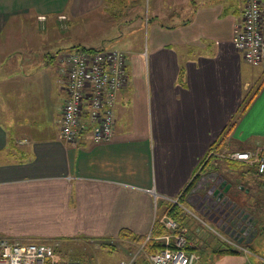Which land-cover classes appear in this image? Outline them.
<instances>
[{"label":"crops","instance_id":"1","mask_svg":"<svg viewBox=\"0 0 264 264\" xmlns=\"http://www.w3.org/2000/svg\"><path fill=\"white\" fill-rule=\"evenodd\" d=\"M243 7L244 0L165 7L155 0H0V236L51 242L59 260L78 264L85 246L143 245L167 214V198L179 196L248 250L216 251L222 240L185 215L179 227L186 249L201 255L198 264H264V180L245 162L207 157L210 147L244 150L264 141V82L239 112L264 65L232 45ZM99 25L142 45L123 49L128 81L116 97L112 138L94 142L84 129L66 142L58 138L67 97L59 57L103 48L83 43L85 30ZM218 195L222 204L212 207ZM132 259L143 264L138 252L119 261Z\"/></svg>","mask_w":264,"mask_h":264},{"label":"built area","instance_id":"2","mask_svg":"<svg viewBox=\"0 0 264 264\" xmlns=\"http://www.w3.org/2000/svg\"><path fill=\"white\" fill-rule=\"evenodd\" d=\"M65 19L64 14L59 15ZM39 18L44 19L41 15ZM233 47L251 64L264 62V0H244L241 19L234 28L231 39ZM65 74V99L58 138L75 143L84 129H89L94 142L112 138L115 123V103L118 91L128 81L127 56L121 49H83L66 51L59 57ZM214 151H209L213 153ZM228 160L251 165L256 175L264 180V141L257 147L244 150H229L218 153ZM170 205H178L185 215L200 219L180 197L167 198ZM201 220V219H200ZM159 223L165 232L159 238L163 248L150 253L151 264H197L200 255L186 249L187 238L179 223L168 214ZM210 229L213 227L205 223ZM216 231V232H215ZM228 245L247 252L241 242L214 230ZM151 234L148 235L150 238ZM147 238V239H148ZM121 260L117 264H133ZM0 264H72L56 256L50 243L15 242L0 236Z\"/></svg>","mask_w":264,"mask_h":264},{"label":"rangeland","instance_id":"3","mask_svg":"<svg viewBox=\"0 0 264 264\" xmlns=\"http://www.w3.org/2000/svg\"><path fill=\"white\" fill-rule=\"evenodd\" d=\"M157 4H159V7H165L166 4L168 3H172L173 0H155ZM209 1V0H207ZM210 1H216V0H210ZM219 1H224V0H219ZM148 7V6H147ZM147 7L145 6L144 8V15L147 14ZM135 40V43H133V41ZM83 43L85 46H92V47H103L105 49H124V48H129V45H134L135 47H139L140 45H142V41H139V39L137 37L132 38L129 36H114V32L112 29H106L104 28L103 25H99L98 27L94 28V29H90V30H85L84 32V40ZM129 43H133V44H129ZM72 48V47H71ZM75 49V48H74ZM72 49V50H74ZM258 69V73L256 74V78L253 80L252 82V87H251V92L250 95L256 90V88L258 87L259 84H262L264 82V65L263 66H259L257 67ZM213 150V149H212ZM211 151V149H210ZM214 151V150H213ZM229 151L228 148L226 149H222V150H216L213 153H210L209 155H207L208 158H210L211 156H217L216 158L218 159H222V160H228L224 157H221L220 155H218V153H223ZM255 169V168H254ZM193 212L201 219H198L194 216L192 217L193 221H196L197 223H199L200 225H202L205 229L211 231L212 233H214V235L217 236V238L220 239V236L214 232V230H216L215 228L210 229L205 223L210 224L208 222V220L204 219L203 217H201L197 212H195L193 210ZM218 231V230H217ZM201 234H203V236H206L207 239L212 240V236L213 234H210L208 231L206 232L204 230L200 231ZM200 234V233H199ZM209 235V236H208ZM212 235V236H211ZM211 236V237H210ZM214 238V237H213ZM212 242V241H210ZM51 243V242H50ZM53 244V243H52ZM116 246L113 248H108V247H104L102 250H97V251H92L90 249H94L93 245L90 246H85V250L89 252H87V254L81 255V253H79V255H77V260H74V262H79L80 264H114L116 262H118L120 259H127L129 256H131L133 253L138 252V259H142V263L143 264H151L149 261V255L150 253H147V251H145L143 249V245L140 243L136 242H132V243H128L125 242L124 243H120V242H116L115 244ZM74 246V245H73ZM83 245L80 244H75V248H82ZM58 254L61 252L58 251ZM59 254V255H60ZM66 255V253H64ZM63 256V255H61ZM90 256L92 257V259L94 258V260H92L90 258ZM201 258V255H200ZM200 260V259H199ZM137 261V260H136ZM199 262V261H198ZM78 263V264H79ZM198 264V263H197Z\"/></svg>","mask_w":264,"mask_h":264},{"label":"trees","instance_id":"4","mask_svg":"<svg viewBox=\"0 0 264 264\" xmlns=\"http://www.w3.org/2000/svg\"><path fill=\"white\" fill-rule=\"evenodd\" d=\"M82 48L83 49H91V48H85V47H82ZM260 85L261 84L258 85L257 89H259ZM251 97H252V94L250 95V93L248 95H246V97L244 99V102H243V105H242V107H240L239 112H242L245 109V107L247 106V104L250 101ZM236 119H237V115H235L232 118H230V122H229L228 126L226 127V129L222 133L223 138L230 132V130L232 129V127L234 126V124L236 122ZM210 149L212 150L213 147H210ZM204 159H206V157ZM204 162H205V160H203L201 162L200 167L203 166ZM196 178H197V176H194L192 178L190 184L188 185V188H190L194 184V182L196 181ZM167 214L170 215L171 217H173L174 219H176L179 222L184 221L186 219L185 214L183 213V211L181 210V208L178 205H169V207L167 209ZM165 231L166 230H165V227L163 226V224H161L159 222L155 223L153 231H152V235H153L152 238L148 239V240H145L144 243H143L144 244L143 245L144 246V250L147 251V253H153V252L159 251L160 249L163 248V246H164L163 242L158 240V239H155V237L160 235L161 233H164ZM125 232H123V234L126 236L127 232L126 233ZM136 238H138L139 240H142V238H140L138 236H136ZM103 245H106V244H103ZM216 251L223 252V253L237 252L236 249L230 247V245H228L224 241H221L219 243V245L216 248Z\"/></svg>","mask_w":264,"mask_h":264},{"label":"water","instance_id":"5","mask_svg":"<svg viewBox=\"0 0 264 264\" xmlns=\"http://www.w3.org/2000/svg\"><path fill=\"white\" fill-rule=\"evenodd\" d=\"M215 200H216V201H215L214 205H212V207H214V206L216 205L217 202H219V205H216V206H220V205L222 204V197H221L220 195H218V196L216 197ZM226 217H228L227 220L230 221V220L232 219L233 215H232V216H230V215L227 216V215H226ZM235 219H236V218L233 219L234 222H235ZM241 221L243 222V219H242ZM237 223L242 224V223H240V222H237ZM246 225H247L246 223L243 224L242 227L240 228V231H242V230H243V227L245 228ZM230 227H231V226H229V228H230ZM232 231H234V230H232Z\"/></svg>","mask_w":264,"mask_h":264}]
</instances>
